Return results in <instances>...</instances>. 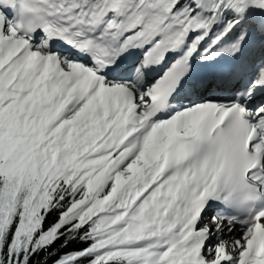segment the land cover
I'll return each mask as SVG.
<instances>
[{"label":"snow or ice","instance_id":"obj_1","mask_svg":"<svg viewBox=\"0 0 264 264\" xmlns=\"http://www.w3.org/2000/svg\"><path fill=\"white\" fill-rule=\"evenodd\" d=\"M0 264H264V0H0Z\"/></svg>","mask_w":264,"mask_h":264}]
</instances>
